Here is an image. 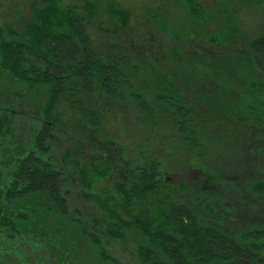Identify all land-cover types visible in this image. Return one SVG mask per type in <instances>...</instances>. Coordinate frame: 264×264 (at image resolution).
Returning a JSON list of instances; mask_svg holds the SVG:
<instances>
[{
	"label": "trees",
	"instance_id": "16d2710c",
	"mask_svg": "<svg viewBox=\"0 0 264 264\" xmlns=\"http://www.w3.org/2000/svg\"><path fill=\"white\" fill-rule=\"evenodd\" d=\"M89 43L81 15L53 0L35 9L23 36L0 29V70L45 94L39 115L23 130L24 152L0 171V264H37L26 261L27 250L17 247L18 221L27 216L6 212L10 202L31 192L45 193L62 215L73 212L72 220L89 240L99 233L122 239L128 230L138 232L143 242L137 255L145 264H264V78L247 83L243 93L253 100L241 104L246 108L241 124H232L240 126L224 132L213 123L212 107L206 112L194 108L171 78L160 80L150 105L135 86L136 67L125 54L85 60L81 46ZM245 44L234 53L254 57L264 68V34ZM98 92L116 104L131 100L156 123H166L172 142L193 155L196 177L179 174L162 152L127 151L106 131L105 110L94 101ZM236 108L223 106V114ZM254 110L258 114L252 115ZM9 114L0 103V142L12 134ZM217 136L220 144L236 150L221 169L206 157ZM90 171L98 177L116 176L114 185L124 200L108 206L105 199L103 211L85 226L84 211L73 201L90 198L85 192ZM230 193L239 200L230 203ZM156 204L164 206L169 228L151 230Z\"/></svg>",
	"mask_w": 264,
	"mask_h": 264
},
{
	"label": "rangeland",
	"instance_id": "374dc122",
	"mask_svg": "<svg viewBox=\"0 0 264 264\" xmlns=\"http://www.w3.org/2000/svg\"><path fill=\"white\" fill-rule=\"evenodd\" d=\"M47 1L0 0V29L15 37L23 36L25 26L34 19L35 9H41ZM53 1L63 8L74 9L84 19L90 43L81 46L82 57L85 60L96 56L111 59V55L125 54L136 67L135 86L150 105L154 103L160 80L171 78L194 108L206 112L212 107V113H209L215 126L222 127L224 132L240 126L239 123L232 124L239 121L241 124L246 111L244 101L253 100L243 92L247 91L250 80L264 78V68L254 57L236 55L234 50L245 48L246 41L264 34V0ZM44 101L43 90L24 87L0 70V103L10 113L13 124L9 141L0 142V171L24 152L23 130L34 116L39 115ZM94 101L105 110L106 131L127 151L137 154L151 148L162 152L172 159L179 174L195 176L192 172L193 155L186 154L183 147L172 142L166 123L161 120L156 123L131 100L116 104L103 99L98 92ZM227 105L237 108L227 110L230 115H224L222 107ZM237 114L241 116H234ZM251 114H258V111ZM241 129L246 131L242 126ZM219 141L217 136L206 156L209 164L217 169L227 166L234 158L232 154L236 153L232 147ZM235 164L239 162L236 160ZM87 177L90 185L86 186L85 192L90 198L85 202L73 201L84 211L82 221L85 226L89 218L99 216L103 211L100 204L105 199L109 200L108 206L119 199L124 200L114 185L116 176L98 177L90 171ZM72 179L76 182L73 176ZM212 191L220 197L219 188ZM230 196V203L239 200L235 193ZM220 199V202L224 200ZM8 211L27 216L26 220L18 221L20 237L17 247L27 250L24 257L28 262L145 264L137 255V248L143 242L138 232L128 230L122 239L104 238L99 233L95 238L101 243L95 242L96 239L89 240L80 225L72 220L75 214L58 213L45 193H28L10 202L6 207ZM152 218V231L170 227L165 224L163 205L152 207Z\"/></svg>",
	"mask_w": 264,
	"mask_h": 264
}]
</instances>
